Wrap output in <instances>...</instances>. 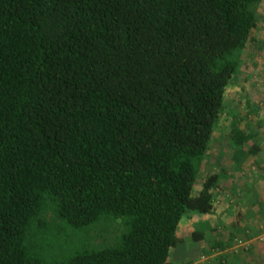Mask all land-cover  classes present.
I'll list each match as a JSON object with an SVG mask.
<instances>
[{"label": "trees", "instance_id": "16d2710c", "mask_svg": "<svg viewBox=\"0 0 264 264\" xmlns=\"http://www.w3.org/2000/svg\"><path fill=\"white\" fill-rule=\"evenodd\" d=\"M262 1L0 0V264H169Z\"/></svg>", "mask_w": 264, "mask_h": 264}, {"label": "rangeland", "instance_id": "374dc122", "mask_svg": "<svg viewBox=\"0 0 264 264\" xmlns=\"http://www.w3.org/2000/svg\"><path fill=\"white\" fill-rule=\"evenodd\" d=\"M257 14L258 22L252 39L237 54L238 71L226 88L223 109L215 123L205 164L192 192L197 195L209 175L220 174L214 189L218 193L214 194L213 201L229 200L228 212L234 217L238 209L241 217L238 220L244 225L235 228L226 223L215 229L216 233L210 228V236L206 240L208 246L200 244L199 247L188 231V246L197 248L198 256L183 264H240L244 256L258 253L260 246L264 248V242L258 239L249 244V240L244 238L256 239L264 232V0L258 5ZM235 128L252 138L244 145H238ZM255 144L259 149L253 154L251 150ZM243 211H248L251 218ZM185 225L191 228L189 221ZM117 231L116 223L102 222L97 226V234L71 239L65 251L110 243ZM201 246L203 250H200Z\"/></svg>", "mask_w": 264, "mask_h": 264}, {"label": "crops", "instance_id": "0c3cea01", "mask_svg": "<svg viewBox=\"0 0 264 264\" xmlns=\"http://www.w3.org/2000/svg\"><path fill=\"white\" fill-rule=\"evenodd\" d=\"M218 191L214 190L213 191V196L214 194L216 195ZM214 199V198H213ZM221 203H216L213 201L214 209L210 214H197V213H192L189 217H184L180 225L178 227V232L177 235L180 238L181 243L171 252L170 254V259H169V264H183L186 263L187 261H190L192 258L196 259L198 255L196 253L198 252L194 248L193 245L188 246V240H189V234L192 236L194 232H200L203 234V238L200 239V241H193L197 242L196 245L204 244L208 246L206 240L208 239L207 237L210 236V228L213 229V232L215 229H219L223 224H229L232 227L235 226V228L244 225L242 221H239V214L240 211H238L235 214L234 217H231L230 213L228 212L227 206L230 207L228 204L230 201L225 200L224 198L219 199ZM244 213L248 214V211ZM229 213V214H228ZM228 214V215H227ZM245 215V214H244ZM233 216V214H232ZM251 218V215H249ZM241 220V217H240ZM184 221V225L181 226V223ZM189 221L191 223V228H188L185 223ZM239 221V223H238ZM241 222V223H240ZM242 224V225H241ZM187 227V228H186ZM244 227V226H243ZM189 231V234H188ZM181 232L183 234H181ZM232 234V233H231ZM236 234V233H235ZM245 235V233H244ZM233 237V234L230 236V238ZM213 238V237H212ZM246 240H249V244L252 243L253 241L258 239V236L256 239H251L246 236H244ZM236 240V238H235ZM251 246V245H250ZM264 246V245H263ZM199 247V246H198ZM258 253L253 252L251 254H247V256H244L240 262V264H264V248L262 246L259 247ZM204 247L201 246L200 250H203ZM252 252V251H251ZM233 259V257L231 256ZM238 260V259H237Z\"/></svg>", "mask_w": 264, "mask_h": 264}, {"label": "built area", "instance_id": "2783aa9c", "mask_svg": "<svg viewBox=\"0 0 264 264\" xmlns=\"http://www.w3.org/2000/svg\"><path fill=\"white\" fill-rule=\"evenodd\" d=\"M258 241L264 242V232L258 236Z\"/></svg>", "mask_w": 264, "mask_h": 264}]
</instances>
